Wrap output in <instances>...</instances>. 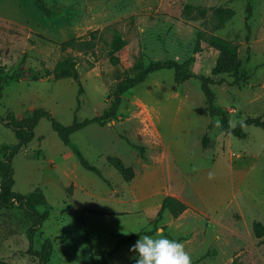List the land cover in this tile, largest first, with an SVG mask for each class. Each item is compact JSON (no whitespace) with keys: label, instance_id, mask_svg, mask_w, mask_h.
I'll return each instance as SVG.
<instances>
[{"label":"rangeland","instance_id":"obj_1","mask_svg":"<svg viewBox=\"0 0 264 264\" xmlns=\"http://www.w3.org/2000/svg\"><path fill=\"white\" fill-rule=\"evenodd\" d=\"M45 3L50 16L33 0H0V117L44 107L65 125L91 118L108 107L125 69L137 60L146 65L165 59L188 60L195 73L212 76L214 104L228 122L264 115V0ZM219 10L231 12L220 24ZM115 33L126 42L118 65L108 57ZM211 36L236 46L237 74L212 75L220 52ZM71 38L79 42L66 44ZM65 57L75 59L77 80L54 77L55 64ZM217 120L208 113L198 79L177 84L171 69L149 74L122 95L115 118L71 134V145L104 181L81 166L73 147L41 118L33 139L12 160L13 189L29 193L40 187L50 205L39 207L45 220L34 248L49 238L50 264H128L136 255L131 246L143 235L108 262L105 256L121 235L151 228L161 199L173 195L186 209L176 218L165 211L151 236L160 230L183 243L192 264H264V236L252 229L256 220L264 224V128L247 125L240 138L223 132ZM14 143L13 131L0 122V148ZM107 156L131 166L133 178L125 181ZM28 226L16 206L0 208V260L38 264L28 254Z\"/></svg>","mask_w":264,"mask_h":264},{"label":"trees","instance_id":"obj_2","mask_svg":"<svg viewBox=\"0 0 264 264\" xmlns=\"http://www.w3.org/2000/svg\"><path fill=\"white\" fill-rule=\"evenodd\" d=\"M36 7L45 16L52 14L51 9L45 3V0H33ZM187 8H189L187 6ZM229 10L217 11V17L219 24L225 21L230 16ZM79 41L76 38L66 40V44H76ZM212 47L219 50V55L216 59L212 75H216L224 72H232L237 74V71L241 67V60L235 45L229 40L220 38L217 36H211L209 40ZM125 40L119 33H115L110 42V49L108 52L109 61L113 65L120 63L119 51L125 46ZM80 44V43H79ZM195 50H200V44L197 42ZM161 69H171L173 71V80L175 83L180 84L189 79H198L200 82V89L204 94L205 102L207 105L208 113L210 116H219L220 128L223 132L232 134L234 136L245 138L246 131L244 127L247 125H253L256 127L264 128V115L246 116L242 122L237 124L234 129L229 127L228 118L222 110L215 106V94L211 89V85L214 83L212 76L195 73L189 65V61L179 62L175 59L165 60H152L146 65L141 60H137L131 67L123 71L122 77L116 83L112 93L111 100L108 107L102 111V113L95 115L91 118H84L83 120H77L74 118L72 123L63 124L52 113L44 107L34 109L29 114L17 117L13 113L7 114L6 117H0V122L5 127L10 128L16 138V143L11 145H3L0 148V208H10L16 206L19 208L24 217L28 220L29 226L26 229L27 238L29 240L28 254L38 258V264H50L49 260L53 251L52 243L49 238H45L39 248H34V239L36 234L40 231V227L45 220V214L39 209V207L45 210L50 207L48 200L44 194V191L37 187L29 193L17 192L13 189L14 185V170H13V156L19 151V149L30 142L34 137V129L37 126L41 118H46L50 121L52 130L57 134L59 139L66 145H71V134L75 131L82 129L91 123L98 125H104L108 120L115 118L118 107L121 102L122 95L135 85L143 82L147 76L155 71ZM3 66L0 65V99L3 95V83L4 74ZM55 78L70 77L75 80L79 78L78 71L76 69V61L73 58L65 57L58 61L53 70ZM50 74V71H47ZM19 73L14 74L18 76ZM34 78H38V74H35ZM238 77L234 80L237 83ZM208 139L203 137V145L206 146ZM73 152L77 156L79 163L84 168L94 172L104 181L106 179L102 176L100 170L90 164L81 151L71 145ZM107 161L113 166L120 174H122L125 181H130L134 172L131 166H126L123 161L117 156H107ZM186 209V204L179 198L173 195H165L161 199L159 208L156 212L154 219L152 220V227L149 229H143L136 233L123 234L120 236L116 246L106 254V261L118 251L119 248L127 244L132 239L140 237L141 235L153 234L158 225V221L162 217L163 213L167 211L172 217H178ZM252 229L256 237L264 236V224L260 221H254L252 223ZM137 254L131 259L128 264H135ZM0 264H8L4 260H0ZM234 264V263H232Z\"/></svg>","mask_w":264,"mask_h":264},{"label":"clouds","instance_id":"obj_3","mask_svg":"<svg viewBox=\"0 0 264 264\" xmlns=\"http://www.w3.org/2000/svg\"><path fill=\"white\" fill-rule=\"evenodd\" d=\"M216 125L220 126L217 120ZM229 127L234 129L237 124L230 120ZM214 173L209 172L208 179H214ZM130 251L137 254L135 264H192L188 252L185 251L183 243L165 237L162 231L157 230L155 236L143 235L130 248Z\"/></svg>","mask_w":264,"mask_h":264}]
</instances>
